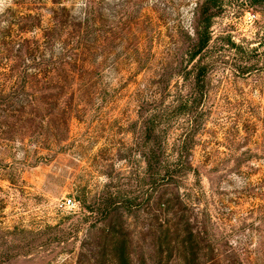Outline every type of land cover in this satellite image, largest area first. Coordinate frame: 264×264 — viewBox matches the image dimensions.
<instances>
[{
  "label": "rangeland",
  "instance_id": "1",
  "mask_svg": "<svg viewBox=\"0 0 264 264\" xmlns=\"http://www.w3.org/2000/svg\"><path fill=\"white\" fill-rule=\"evenodd\" d=\"M203 2L0 0V264H264V0H213L191 62Z\"/></svg>",
  "mask_w": 264,
  "mask_h": 264
},
{
  "label": "trees",
  "instance_id": "2",
  "mask_svg": "<svg viewBox=\"0 0 264 264\" xmlns=\"http://www.w3.org/2000/svg\"><path fill=\"white\" fill-rule=\"evenodd\" d=\"M214 7L213 0H204L199 9H201L200 15V26L201 30L197 34L198 40L195 44L192 52L189 55V60L193 62L198 58V56L202 53L203 50L207 48V45L210 40L209 35V23L210 20L214 17V13L211 12ZM199 60V59H197ZM196 63H198L196 61ZM194 86L196 91L199 90V84L204 77V72L199 64L194 66ZM149 126L146 127L145 137H146V152L143 154V161L145 164V175L149 181L154 182L157 179H164V177L168 176L171 170L178 168V162L168 163L161 159L160 151L158 145L153 143V140L156 138V120L155 116L150 118ZM116 203L112 202L110 196L103 195L98 199L94 200L91 205L84 207L87 214L95 217V223L104 222L108 220L109 217L116 214ZM103 239L98 246V249L105 252V250L112 249L114 247H118V243H114L113 239L110 237L111 232L108 228L104 230ZM124 245V244H123ZM122 246V245H121ZM125 247L123 246V249ZM115 249V248H114Z\"/></svg>",
  "mask_w": 264,
  "mask_h": 264
},
{
  "label": "built area",
  "instance_id": "3",
  "mask_svg": "<svg viewBox=\"0 0 264 264\" xmlns=\"http://www.w3.org/2000/svg\"><path fill=\"white\" fill-rule=\"evenodd\" d=\"M63 206H64V208H68V209H70V208H73L75 205H74V203H73L72 201L68 200V201H66V202L63 204Z\"/></svg>",
  "mask_w": 264,
  "mask_h": 264
}]
</instances>
